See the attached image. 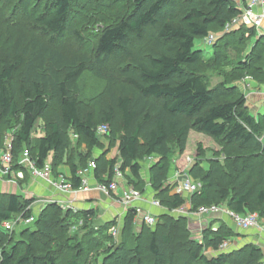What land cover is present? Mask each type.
<instances>
[{
	"label": "trees",
	"instance_id": "trees-1",
	"mask_svg": "<svg viewBox=\"0 0 264 264\" xmlns=\"http://www.w3.org/2000/svg\"><path fill=\"white\" fill-rule=\"evenodd\" d=\"M21 1L24 14L37 24L29 29L38 35L29 38L25 35L14 61L0 69V127L7 130L2 133L3 139L5 133L15 131L16 170H25L16 160L26 148L38 168H43L51 155L56 157L58 162L52 164L55 176L60 174L56 167L68 158L72 172L70 179L75 188L81 185L79 171L95 160L94 175L98 182L112 179L118 166L128 184L141 190L144 184L142 163L155 158L156 162L149 168L150 186L158 198L167 197L160 201L163 207L172 211L186 200L173 193L172 184L166 180L174 167L176 149L183 155L191 132L197 131L242 154L238 152L234 160L225 162L226 171L213 166L205 172L198 164L192 166L189 175L201 184L200 191L190 196L194 209L226 203L236 213L258 212L264 218V162L259 159L263 152L260 141L263 128L256 116L248 111L246 97L237 87L221 83L212 88L199 72L206 53L197 47V41L209 38L212 27L224 30L241 14L240 6L233 0H127L129 13L102 31L91 58L69 56L59 48L71 29L78 0ZM119 1L114 0L115 3ZM246 32L250 38L257 39L253 48L255 54L239 67L249 68L254 64L255 76L264 81V35L258 36L255 28ZM246 32L241 34L242 39ZM145 40L151 44L143 58L137 61L133 59L132 49L140 47ZM128 59H132L130 63L118 67L113 74L105 75L100 70L111 61L123 63ZM214 60L219 65L228 61L221 53H216ZM89 70L107 82L103 96L89 103L94 109L75 96L79 80ZM18 71L21 72L19 85L14 81ZM53 105L57 106L58 112L47 122V132L33 144L36 124L46 120ZM261 118L264 123V114ZM104 124L110 127L109 138L118 142L117 159H109L104 154L93 155L100 146L97 129ZM73 137L87 146L88 153L79 154L84 166H79L69 156L73 151ZM3 144L4 140L0 142V148ZM127 171L131 172V177ZM26 173L24 181L30 178ZM33 203V199L19 195H8L5 200H0V264H60L62 249L52 242L58 232L65 231L62 219L81 218L88 222L95 216L94 211L65 212L59 205L49 204L35 221L36 231L27 233L23 230L22 235H27V241L21 245L2 226L19 215L24 218L34 216ZM135 218L136 213L130 210L126 216L129 232L133 231ZM162 219H167L162 231L148 227L153 230L147 239V251L153 258L152 264H166L167 261L174 264L171 247L175 229L172 225L177 226L183 219L169 214L161 216L160 221ZM159 223L155 227L161 225ZM102 236L104 240L111 239L106 232ZM231 236L230 231L216 232L208 246L218 250ZM37 238L46 242L41 250H36ZM76 245V254L69 264H82L83 257L88 254L82 242ZM143 250L142 240L134 249L124 243L116 248L112 245L103 253L101 264H143ZM255 253L254 249L252 264H263V254ZM192 257L194 262L184 264H227L229 255L221 252L212 257H199L196 250Z\"/></svg>",
	"mask_w": 264,
	"mask_h": 264
},
{
	"label": "rangeland",
	"instance_id": "rangeland-1",
	"mask_svg": "<svg viewBox=\"0 0 264 264\" xmlns=\"http://www.w3.org/2000/svg\"><path fill=\"white\" fill-rule=\"evenodd\" d=\"M233 1L237 4L236 0ZM239 1L240 2L237 4L238 6L239 4L242 5L244 0ZM75 6L77 9H75L70 24L71 29L67 36L61 40V45L59 46V48L69 56L86 55L93 58L98 38L102 31L106 27L117 23L118 19L125 17L130 11V4L127 0H121L118 3H115L114 0H78ZM31 25L36 26L37 24L24 14V5L21 0H0V69H2L4 65H8L14 61L15 52L21 48L25 35L27 38L38 35V32L35 33L33 30L29 29ZM246 28L249 30L252 26H246ZM246 28H243L242 31H240L241 28H239L227 32L225 29L221 30L218 27H212L211 32L215 38L214 41H211L209 38L199 39L196 45L206 53L205 59L199 67V72L206 79L210 87L214 88L218 84L225 83L227 86L237 87L246 97L248 111L256 116L263 128L262 135L260 136L263 152L259 154V159L264 162V123L261 118V115L264 114V81L259 80V78L255 76V72L253 71L255 68L254 64L249 68L239 67L242 62L245 63L249 61L251 56L255 54L253 48L256 45L257 39L250 38L249 33L246 32ZM32 29L34 28L32 27ZM244 31L246 34L244 39H242L240 36ZM75 32L78 33L77 36ZM256 32L258 36H260L258 30H256ZM74 37L78 38L75 39ZM150 44L151 41L145 40L140 47L133 48V59L137 61L141 60ZM216 53L224 54L227 56L228 61L223 65L217 64L214 60V55ZM130 60L132 59H128L123 63L121 61H111L104 68H100V70L105 75L110 72L113 74L118 67L121 68L128 65ZM260 65L263 66V63ZM20 75V71L15 74L14 81L17 85H19ZM116 75H118V73ZM120 79L122 78L120 77ZM106 86L107 82L105 80L100 79L89 70L79 80V90L75 96L80 102L88 104L89 106H87L90 109H94L89 103L99 100L100 97L103 96ZM57 112V106L53 105L47 113L46 120L39 121L36 124L32 134L33 144H36L37 139L47 132V122H49L52 116ZM95 112H97V110H95ZM5 129L4 126L0 127V135L2 133L4 134ZM7 133H9V137L15 138V131H8ZM3 134L2 137L0 136L2 138L1 141L5 140V138L3 139ZM72 140L73 151L72 155L69 154V156H71L79 166H84L85 162L80 160L81 157L79 154H87V146L83 141L79 140V138L73 137ZM99 141L100 146L95 150L94 156H102L104 154L107 158H118V142L113 141L108 135L100 136ZM238 152V150L232 147H224V145L211 136L193 131L189 136L188 145L184 154L181 155L179 150L176 149L177 157L174 161V167L166 182L173 184V192L176 187L175 185L180 181L186 178L193 179L189 175V171L195 164H198L205 172H209L213 166L226 171L225 162L227 160H234L239 153L240 155L242 154ZM63 161L56 167L58 172L59 170L63 172L65 167L70 168V160L65 158ZM49 162L52 165L58 161L56 157L51 155ZM155 162L156 159L153 158V160L147 159L142 163L143 169L141 174L144 177L147 175V170H149L150 166ZM8 181L9 180L5 179L4 182ZM23 183H19L21 188H18V193L22 194L29 189V179ZM145 183L146 182L141 185L140 191L142 192H146L148 189ZM7 196L8 194L1 195L0 200H5ZM154 196L155 198L157 197V195ZM154 196L151 195V198ZM116 198L118 199V197ZM188 198H190V196H188ZM161 199L166 200L167 197H161ZM49 204H52V202L45 201L41 209L34 210V213L35 211L37 212V214H34L36 220L41 210ZM222 205L226 206L227 204L222 203ZM31 206L34 207V203L31 204ZM121 213L122 214H118L107 220L104 219L105 222H103L101 214L97 211L94 217L88 219V222L81 218L75 220L64 217L62 219V225L65 231L63 233L58 232L56 239L52 242V244L62 249L60 264H69L72 256L76 254L77 249L75 248L79 241L83 243L85 252L88 253L83 257L82 264H101L104 258L103 253L106 251L107 247L113 245L116 248L124 243L129 249H134L139 240L144 242L143 264H152L153 258L147 251L146 244L153 229L150 230L145 224L136 221L133 231L129 232L126 227V215L123 214V210ZM254 213L260 217L262 228H264V218H262L258 212ZM180 218L183 219V222L177 226H175V224L172 225L175 229L171 247V252L175 256L174 264H184L187 261L194 262L192 253L196 250H198L199 257H212L221 253L208 246L209 239L212 238L216 232L221 234L225 231H230L232 234L229 238V240H231L230 247L223 251L229 255L227 264H252L251 253L254 249L256 250L255 254H263L262 245L260 243V240L264 237L263 230L252 229L250 231H241V233H238L229 225L233 222L229 219V221L223 220L221 216L204 217L202 221L203 227L194 228V226H192L193 224L184 220V217ZM165 222H167V219H162L160 221L159 217L158 223L161 225L154 228L162 231ZM34 223L24 227L21 225V222L18 221L14 224L12 231H10L11 236L21 245L24 244V242L26 243L27 235H22V232L23 230H27V233L36 231V223ZM104 232L111 238L110 241L104 240L102 236ZM44 245H46V242L40 238L35 240L36 250H41ZM261 262L264 263V258L261 259ZM166 264H169V261H167Z\"/></svg>",
	"mask_w": 264,
	"mask_h": 264
},
{
	"label": "built area",
	"instance_id": "built-area-1",
	"mask_svg": "<svg viewBox=\"0 0 264 264\" xmlns=\"http://www.w3.org/2000/svg\"><path fill=\"white\" fill-rule=\"evenodd\" d=\"M241 8V14L225 26L227 32L246 26H252V28L259 29L264 23V0H248L245 5H241ZM209 39L211 41L215 40L213 35H211ZM109 132L110 127L107 124L101 125L97 129V134L100 136L108 135ZM13 140V138L9 137V133H5L4 144L0 149V178L2 180H12L14 177L17 179H25L26 172H28L30 177L47 182L56 192H58V194L65 197V200L56 199L51 201L52 203L59 205L65 211L70 210L74 212L78 211L74 205L76 200L74 198H76L79 193H88L95 190L98 193L111 198L113 194H117L119 189L122 188V193L118 196L117 202L128 212L133 210L136 213V218L141 217L142 223L147 227L154 228L158 224L159 217L150 211L143 210L139 204L147 202L151 207L162 209L164 207L161 201L156 198L148 199L146 192H142L129 185L125 178V174L118 166L114 169L112 179L100 183L96 180L94 175V172L97 169V164L95 160H92L87 168L79 171L78 175L81 178V185L79 188H75L71 179L64 174H58L57 176L53 174L52 165L49 160L43 168H38L37 163L32 159L30 152L26 148L19 153V157L16 160L17 164L24 167L25 170H16L14 168L15 153ZM149 159L153 160V158ZM175 186L173 192L184 197L185 200L190 203L191 207L190 209H187V206L184 203L175 210H167L169 215L174 217L195 216L199 219L212 216H225L241 231H250L252 229L264 231L260 217L253 212L239 214L230 210L227 205L226 207L222 204L202 205L194 209L188 196L200 191L201 184L199 182L191 178H186ZM69 195L73 196L71 200L68 198ZM18 221L21 222V225L27 227L34 223L36 218L35 215L30 218H24L23 215H19L16 216V218L14 217L6 221L2 228L5 231L10 232L12 231L14 224ZM230 245L231 240H225L219 246L217 251L223 252L228 249Z\"/></svg>",
	"mask_w": 264,
	"mask_h": 264
},
{
	"label": "crops",
	"instance_id": "crops-1",
	"mask_svg": "<svg viewBox=\"0 0 264 264\" xmlns=\"http://www.w3.org/2000/svg\"><path fill=\"white\" fill-rule=\"evenodd\" d=\"M236 1H237V4L240 2L239 0H236ZM239 6L241 7L240 4H239ZM243 28H246V27H243ZM256 30H258L260 35H264V23L262 24V26L259 29H256ZM109 159H112V158H109ZM59 172L64 174L68 178L72 177L71 168L65 167L63 172H61L60 170H59ZM127 174L130 177L132 175L131 172H129V171H127ZM142 179L144 180V182H146L145 184L148 188L146 191V194L148 196V199H150L151 195L154 196L156 194L153 192V190L151 189V186H150L149 170H147V175L145 177L142 175ZM4 181H5V179L2 180L0 178V196L5 195V194L19 195V196H22L23 198H26L29 200L33 199V201H34V207H32L33 213H34V210L41 209L43 204L45 203V201L48 202V201H53L56 199H64L65 200V197L58 194V192H56L47 182L39 180V179H35L33 177L29 178L30 187L27 190L28 192L26 191V192H23L22 194L18 193V188H21L19 183L25 182L24 180H19V179L14 177L12 180H9L8 182H4ZM23 184H25V183H23ZM172 186H173V184H172ZM121 193H122V188L119 189L117 194H113V196L111 198H108V197L98 193L95 190L88 192V193H79L78 196L76 198H74V199H76L74 202V205L79 212H82V211H95L96 212L97 211L99 214H101L103 222H105L104 219L107 220L108 218L115 217L118 214H122L121 213L122 210H123V214L127 216L128 211L124 210V208L117 202L116 197L121 195ZM68 198L71 200L73 198V196L69 195ZM154 198H155V196L153 197V199ZM157 199L160 200L159 198H157ZM185 204L187 206V209H190V207H191L190 203L188 201H186ZM139 205L143 208V210L150 211L151 213L155 214L156 216L161 217V216L166 215V214L168 215V211L165 208H162V209L154 208V207H151L147 202H143ZM35 213L37 214L36 211H35ZM221 217L223 220H228V218L225 216H221ZM203 219L204 218H202V219L196 218L195 216L184 217V220L189 221L191 224H193L192 226H194V228L203 227L202 226L203 225V222H202ZM136 221L142 223L141 217L135 218V222ZM229 225L232 228H234L238 233H241V230H239L233 223H231ZM260 243L262 245L261 247H262V251L264 254V237H262V239L260 240Z\"/></svg>",
	"mask_w": 264,
	"mask_h": 264
}]
</instances>
